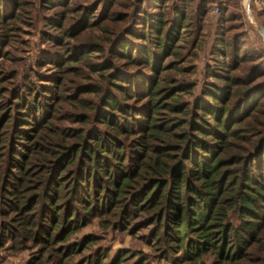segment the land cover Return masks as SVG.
Instances as JSON below:
<instances>
[{"label":"trees","instance_id":"obj_1","mask_svg":"<svg viewBox=\"0 0 264 264\" xmlns=\"http://www.w3.org/2000/svg\"><path fill=\"white\" fill-rule=\"evenodd\" d=\"M17 4L0 0V24L13 16L11 7ZM181 16H176L163 37L166 21L161 17L140 16V29L129 31L130 38L152 35L160 55L146 44L134 46L120 37L109 58L87 63L107 87L93 81L82 83L75 87L76 95L69 97L98 95L96 101H76L90 115L74 112L70 116L69 120L80 123L89 119L92 125L85 129L51 130L53 105L13 96L17 111L9 132V168L4 179L0 170V206L12 215L0 222V244L23 237L39 245L38 256L27 264H42L46 257L55 259L54 264H66L67 257L91 242L88 236L77 242H67L68 237L92 217L104 214L115 217L122 228L135 219L136 226L153 225L151 237L164 240V252L178 253L181 261L213 253L215 264H235L257 242L264 226V124L246 137L244 133L252 132L242 122L264 96V82L247 85L264 74V65L255 66L245 83L230 79L221 87L205 89L190 104L181 101L175 92L189 90L190 84L179 82L166 89L157 79L162 68L159 57L169 53ZM84 22H79L75 33ZM48 40L58 39L49 36ZM96 50L97 45H84L74 53V60L65 53L46 57L45 62L62 68ZM115 59L139 64L150 75L141 69L122 71ZM49 80L51 85L41 86L48 95H41L54 103L62 99L63 86L60 77ZM236 84H243L244 89L231 102L236 92L231 86ZM162 111L165 117H159ZM2 112L0 102V128L9 119L6 115L3 121ZM38 130L48 132L49 137L40 138ZM29 159L38 167L35 187L10 173L15 169L20 174ZM27 189L33 191L25 195ZM230 211L237 215L235 224L228 218ZM100 259L99 253L91 254L81 264H103Z\"/></svg>","mask_w":264,"mask_h":264},{"label":"rangeland","instance_id":"obj_2","mask_svg":"<svg viewBox=\"0 0 264 264\" xmlns=\"http://www.w3.org/2000/svg\"><path fill=\"white\" fill-rule=\"evenodd\" d=\"M16 1L17 6L11 7L13 16L6 24H0V35L3 37V44L0 45V102L3 103V121L9 115L8 121L3 122V127L0 128V153H3L0 156V170L3 169V179L9 168V132L17 111L13 96L20 95L37 99L46 106L53 105L56 112L49 120L51 130L60 132L65 127L85 129L91 126L89 119L84 123L76 122L74 118L69 119L74 112L90 115L89 110L79 107L76 101L79 98L96 101L98 95L82 93L75 99L69 97L76 95L75 87L82 83L93 81L107 87L106 81L102 82L98 72H91L87 63H99L102 59L109 58L114 41L120 37L134 46L146 44L151 51L158 53L156 39L152 35L145 39L129 37L131 29H140V16L164 19L166 22L160 35L163 37L176 16L182 14L180 28L169 53L159 57L162 68L157 79L158 85L166 89L173 88L179 82L190 84L189 90L175 92L183 102L190 104L194 98L202 97L205 89L221 87L223 82H231L230 79H239L240 83H245L255 66L264 65V46L245 15L243 0ZM247 1L252 13L264 26V0ZM82 19L86 22L75 33ZM49 36L58 40L51 42L48 40ZM84 45H97L98 50L68 62L62 68L45 62L46 57L57 58L65 53L68 54L66 57L71 55L74 60V53H79L80 47ZM114 62L122 71L141 69L150 75V71L139 64L133 66L117 59ZM51 76L60 77L63 86L60 94L62 99L54 103L49 96L41 95H48L42 92L41 86L51 85ZM261 82H264V74L256 76L247 85L253 86ZM231 87L236 90L230 99L233 102L237 98V92L244 89V86L236 84ZM127 101L130 103L131 100ZM161 113L163 114L159 117L167 115L164 111ZM250 113L242 122L244 129L252 132L244 133L246 137L259 131L261 123L264 124V96L260 97ZM188 116L185 114L183 117ZM39 132L40 130L37 134ZM40 134V138L49 137L48 132L43 130ZM35 165L34 159H29L20 174L15 169L10 170V173L24 177L28 181L26 185L35 187L39 177L38 167ZM262 175L264 176V168ZM30 189L26 190L25 195L33 191ZM10 215L12 214L0 206V222L7 220ZM228 218L232 223H237L235 212L230 211ZM136 221L137 219L132 220L122 228L110 214L92 217L66 240L77 242L88 236L91 242L80 252L67 257L64 262L81 264L87 256L99 253L103 264H215L213 253H206L192 261H181L179 254L171 250L165 253L166 242L161 238L158 242L151 237L154 226H136ZM39 247L23 237L14 241L3 240L0 244V264H27L31 258L38 256ZM47 251L45 249L44 253ZM47 259L48 257L43 258L42 264H54L55 259ZM235 264H264V226L259 231L257 242L247 249V256Z\"/></svg>","mask_w":264,"mask_h":264},{"label":"water","instance_id":"obj_3","mask_svg":"<svg viewBox=\"0 0 264 264\" xmlns=\"http://www.w3.org/2000/svg\"><path fill=\"white\" fill-rule=\"evenodd\" d=\"M242 3H243V7H244L246 17L248 18L249 22L255 28L263 46H264V26L262 25V23L260 21L257 20L256 16L250 10V8L248 6V1L243 0Z\"/></svg>","mask_w":264,"mask_h":264}]
</instances>
